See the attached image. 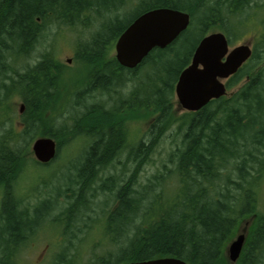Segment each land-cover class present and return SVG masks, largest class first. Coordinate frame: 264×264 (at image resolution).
Returning <instances> with one entry per match:
<instances>
[{
    "label": "trees",
    "instance_id": "16d2710c",
    "mask_svg": "<svg viewBox=\"0 0 264 264\" xmlns=\"http://www.w3.org/2000/svg\"><path fill=\"white\" fill-rule=\"evenodd\" d=\"M255 1L0 0V127L11 125L0 135V185L7 186L0 204V264H19L21 250L59 206L57 197L65 201L53 222L63 225L67 236L72 230L79 232L74 224L85 222V229L89 228L94 222L91 215L101 205L105 214L106 202L100 197L110 194L114 204L106 213L104 234L115 250L82 264L168 257L186 264H228L225 249L250 218L236 264H264V214L257 211L256 193L264 175V41L260 48L254 46L249 61L227 82L228 90L242 83L228 97L210 101L195 113L178 112L173 100L178 77L190 64L199 41L219 29L231 42L233 30L243 26L241 15ZM157 8L187 12L189 27L167 48L152 50L135 69L122 68L111 56L113 45L138 16ZM97 21L98 29L90 39L75 44L87 79L79 83L84 87L76 92L74 103L80 107L85 95L95 93L107 96V101L90 104L53 131L58 111L66 103L58 95L76 91L78 84L72 89L59 84L63 66L50 52L37 54L34 63L29 60L44 42L45 30L76 31ZM146 70L152 75L143 79ZM128 86L132 89L125 99L113 98ZM15 96L24 105L18 130L9 113V101ZM51 99L59 106L47 102ZM142 117L150 120L148 131L142 139L134 138L129 148L127 124ZM170 130L173 150L167 162L171 167L162 164L166 174H155L141 185L137 173ZM38 137L54 140L57 153L62 143L77 138L88 148L67 186L72 188L58 191L55 201L50 197L34 207L22 203L26 207L21 209V202L11 198L12 187L27 157L32 158L30 152L23 153ZM125 151L134 166L131 174L127 162L121 161ZM116 164L121 167L119 174L100 178ZM170 177L176 179L175 189L167 198L165 181ZM69 250L65 247L60 254L61 264L72 263Z\"/></svg>",
    "mask_w": 264,
    "mask_h": 264
},
{
    "label": "rangeland",
    "instance_id": "374dc122",
    "mask_svg": "<svg viewBox=\"0 0 264 264\" xmlns=\"http://www.w3.org/2000/svg\"><path fill=\"white\" fill-rule=\"evenodd\" d=\"M256 2V3H255ZM252 4L250 9H247L241 15L243 22V26L236 27L233 30V39L229 43L230 49L239 45L249 44L250 47L255 46L256 48H260L263 44L264 39V0H256ZM98 21L94 22L91 27H86L85 29H62L60 31H56V29H47L44 31L43 35L46 36L43 43H41L36 52L31 56L29 62L34 63L37 60L36 55L41 54L45 51L52 53L53 57L56 61L61 64L63 67L59 70L61 73L59 77L60 85H67L69 89L75 88V85L78 84L76 91H69V94H64L63 92L58 95L60 99L66 101L64 107H61L60 117L57 119L54 124V129H58L59 127H64V124L67 125L73 117L76 115H81L86 110V107L92 103L103 104L107 101V96H102L99 93L91 94L89 97L85 95V102L83 105L78 107L76 105V92L83 88L84 85L79 83L86 82L87 72L83 67L82 63L77 60L76 57V42L78 40L87 41L90 37L95 33L98 29ZM240 28V29H239ZM214 33L222 32V30L215 29ZM228 38V37H227ZM114 45L112 47L111 56H114ZM264 61V60H263ZM151 70H146L141 74V78L145 79L147 77H151ZM242 83L237 86L232 87L229 91L234 92L241 86ZM62 88V87H61ZM132 89V86H128L125 89H120L118 95L113 94V98H121L125 99L128 96ZM94 96V97H92ZM116 98V99H117ZM115 99V100H116ZM20 97L15 96L12 98L10 103V117L14 124L15 130L20 128V124L22 121V114L18 115ZM173 100L175 99V94L173 96ZM51 104H57L55 107L59 106L57 102L54 100L47 101ZM22 103V102H21ZM54 111H56L53 108ZM50 113L46 114V117H50ZM181 113V112H180ZM150 120L147 118H140L139 120L131 121L127 124V143L128 147L132 146L134 138L136 140L142 139L146 132L148 131ZM10 125V124H9ZM8 125V126H9ZM6 126V127H8ZM11 126V125H10ZM9 126V127H10ZM1 128L0 135L3 134V130L6 129ZM172 131L167 132L160 145L156 148L154 153L152 154L148 164L145 165L138 173H137V182L141 185L145 184L146 181L151 178L155 174H166L165 170L162 168V164L166 163L167 169L171 167L167 162L168 153L173 150L172 147ZM68 139V137H65ZM35 140V139H34ZM33 140V141H34ZM92 142V140H90ZM90 142L87 146L90 145ZM64 144V145H63ZM63 147L58 151L56 158L53 162L45 165L36 164L33 162H29L28 160H33L32 158L27 157L26 159V167L21 170V175L15 181V190L14 192L20 196H24L25 205L34 207L45 199H48L50 194H56L58 191H65L67 187L71 185V180L74 178L75 171L79 167V165L83 162L82 156L85 152L84 140L81 138H77L74 141L62 143ZM86 145V144H85ZM30 150V149H29ZM28 149L23 153L27 154ZM128 152L125 153L121 157V161L123 163L128 164V173L134 169V166L128 163ZM264 152V150L262 151ZM81 158H78L80 157ZM120 168L117 164L110 169L103 171L99 176L100 178L106 177L108 175L116 176L119 174ZM105 172V173H104ZM19 180V181H18ZM176 181L175 177H170L169 180L165 181V196L170 198L174 195V182ZM259 186L256 191L257 193V211L259 214H264V175L258 182ZM66 186V187H65ZM22 188V189H21ZM48 193H50L48 195ZM53 195V197H54ZM105 195V194H104ZM1 198V193H0ZM1 200V199H0ZM100 200L102 202H106L104 205L105 214L101 211L103 207L101 205L98 212L92 214L94 217V222L89 225V228L85 229V222H81L79 224H74L73 229L79 232H73V234H67L65 236L63 234V225H59L53 222V219L58 215L60 209L62 210L61 205L64 204L65 199L62 197H57V203L59 206H56V209L50 212V216L46 219L47 223L43 226H40L38 230H36L34 236H32L31 240L27 243V245L21 250V254L19 255V264H56L60 263L59 256L64 250L65 247H70L69 255L71 256L72 263L71 264H82L83 262H87L89 259L94 256H100L102 254L110 252H114L115 247H111V243L108 241L105 233V218L106 213L110 211L114 204V197L112 194L108 196H101ZM23 205L24 207H26ZM87 225V224H86ZM77 233H79L77 235ZM75 236L74 238H72ZM72 238V239H71ZM68 239H71V242H68ZM71 243V245L69 244Z\"/></svg>",
    "mask_w": 264,
    "mask_h": 264
},
{
    "label": "water",
    "instance_id": "95a60500",
    "mask_svg": "<svg viewBox=\"0 0 264 264\" xmlns=\"http://www.w3.org/2000/svg\"><path fill=\"white\" fill-rule=\"evenodd\" d=\"M188 13L157 8L138 16L119 36L115 49V60L124 69L133 70L154 49H165L189 26ZM249 44L229 48L223 33H211L198 43L190 64L180 73L174 87L175 105L178 112L195 113L210 101L227 96L225 81L235 75L250 59ZM22 114L24 106L20 105ZM34 159L47 164L56 155V144L50 138H38L32 146ZM253 218L243 221L239 233L225 249L229 264H235L244 246L248 228ZM127 264H186L177 258H162Z\"/></svg>",
    "mask_w": 264,
    "mask_h": 264
},
{
    "label": "flooded vegetation",
    "instance_id": "af4514ba",
    "mask_svg": "<svg viewBox=\"0 0 264 264\" xmlns=\"http://www.w3.org/2000/svg\"><path fill=\"white\" fill-rule=\"evenodd\" d=\"M56 156H57V151H56ZM23 169V168H22ZM22 173H21V171H18V178H19V176L21 175ZM19 181V180H18ZM13 190H15V185L13 184ZM5 189H7V186H3V185H0V193H1V200H0V204H1V201H2V199L4 198V195H5ZM22 189V188H21ZM12 193V195H13V197H11V198H14V200H16V201H20L21 202V204H20V208L22 209L23 208V205H22V203H24L25 202V198H24V196H20V195H18V194H16L15 192L13 193V192H11ZM50 193H48V195H49ZM53 195L54 194H50V196H49V198L51 197L52 198V200L53 201H55L56 200V196L54 195V197H53ZM48 198V199H49Z\"/></svg>",
    "mask_w": 264,
    "mask_h": 264
},
{
    "label": "bare ground",
    "instance_id": "6f19581e",
    "mask_svg": "<svg viewBox=\"0 0 264 264\" xmlns=\"http://www.w3.org/2000/svg\"><path fill=\"white\" fill-rule=\"evenodd\" d=\"M88 148V147H87Z\"/></svg>",
    "mask_w": 264,
    "mask_h": 264
}]
</instances>
